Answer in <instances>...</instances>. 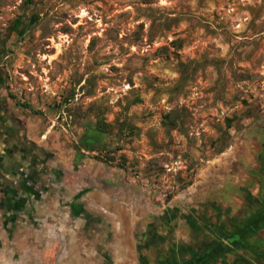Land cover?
Returning <instances> with one entry per match:
<instances>
[{"label": "rangeland", "instance_id": "1", "mask_svg": "<svg viewBox=\"0 0 264 264\" xmlns=\"http://www.w3.org/2000/svg\"><path fill=\"white\" fill-rule=\"evenodd\" d=\"M0 77V264H179L264 160V0H0Z\"/></svg>", "mask_w": 264, "mask_h": 264}, {"label": "crops", "instance_id": "2", "mask_svg": "<svg viewBox=\"0 0 264 264\" xmlns=\"http://www.w3.org/2000/svg\"><path fill=\"white\" fill-rule=\"evenodd\" d=\"M1 84H2V80L0 77V182L2 184L1 187L4 186L5 188H9L8 189L9 191L6 194H11V192H13V185L18 186V184H21L22 186H24L23 187L24 192L28 193L30 192V188L28 187L26 181L27 178L30 179L28 173L32 172L34 174L35 173L39 174L40 172H43V168L40 165L38 166L34 160L33 162L32 161L27 162V158H28L27 156L31 155L32 157L33 154H31L30 151H29L30 153H28L27 152L28 148L25 147L26 146L28 147V145L31 144L32 140L30 138H25L22 135L21 136H16V134L14 135L15 130L13 129V118H12L13 113L8 112L7 111L8 109L5 108V105H7V103L9 102H7V100H5V98H3L2 96L3 92H2ZM24 139L28 141V145L24 143L25 142ZM231 184L233 186L232 189H234L236 185L234 183ZM238 186L241 188V185ZM259 186L260 185L258 183H254V187H253V189L255 190L253 197L255 198L257 205H259V200H258ZM222 187L224 188L225 186ZM225 188L226 189L228 188V190H232L227 185ZM262 196L264 197V194ZM95 197L97 199V202L100 203L101 199L97 196ZM223 202L224 204L222 206H224L223 207L224 210L222 211V213L217 214L216 216L209 214L208 215L209 222L207 224H203L204 226L208 227V231L210 234H213V232L214 233L219 232L217 236L216 235L211 236L208 233L209 234L208 236L210 237L209 238L210 245L214 243L216 238L222 237L221 232H223V230L226 232L234 231L235 233L236 232L239 233L240 232L239 230H241L243 227L242 222L245 219L247 220V218H249L248 216L249 214L245 210V207L247 206L249 209L252 208L250 205V201L244 202L234 195L229 196V199L225 197L223 199ZM217 229L219 230L222 229V230L220 232ZM256 234L259 235L256 238L258 239L261 238V240L263 239L264 242V226L260 225L259 228L249 231L245 236H247L248 241H250ZM239 238H236V240H238L236 242L240 241ZM226 241L225 242L223 241V245L221 243L220 245L222 246V248H224L223 251L225 253L224 255L227 263H221L220 260H217L215 263H213L211 261H207L209 260L207 259L206 261H203V264H232L233 263L232 261L241 260L243 257H247L249 259L252 258V256L247 252L238 250V247H236L237 245H234L235 241L231 243L230 242L226 243ZM185 258H187V256Z\"/></svg>", "mask_w": 264, "mask_h": 264}, {"label": "flooded vegetation", "instance_id": "3", "mask_svg": "<svg viewBox=\"0 0 264 264\" xmlns=\"http://www.w3.org/2000/svg\"><path fill=\"white\" fill-rule=\"evenodd\" d=\"M13 129L18 127L16 122V118L13 116ZM3 124V122H2ZM15 131H14V135H15ZM16 136H20L19 134H16ZM19 138V137H18ZM20 140V139H19ZM24 143L26 145H28V141L24 139ZM25 145V146H26ZM262 149H263V153H264V143L261 145ZM27 148V146L25 147ZM29 151H31L30 148H28L27 152L30 153ZM32 154V152H31ZM27 162H30L33 160L35 162H38L37 157H35L34 155L31 157V155L27 156ZM31 157V158H30ZM30 158V159H29ZM261 163L255 167L252 168L251 171V176L254 178H250L248 184H243L241 185V188L238 187V189L240 191H244L245 193H243V197L240 198V196H242V194L236 196V194L231 193L233 191L232 189V184H228V187H230L232 190H228V188L226 189L225 187L222 188L221 190H219V192H222L220 194V196L224 199L225 197L229 199V196H236L237 198H239L240 200L247 202L250 201V205H251V209H249L247 206L245 207V210L247 211V213L249 214V218H247V220L245 219L242 222V231L239 230L240 232H226L223 230V232H221L222 229H217L221 232L222 234V239L221 238H216L214 243L210 245V241H209V231H208V227L203 226L206 230H207V234L202 236L203 238H205L204 240L201 241V243L199 241L194 242L197 246L195 247L192 243H185V242H178L176 243L175 249L173 250V255L172 258L175 259V261L179 264H203V261H211L213 263H215L217 260H220L221 263H227L226 259H225V253L223 251L224 248H222V246L220 245V243L223 245V241L227 243H231L233 241H235L234 245H237L236 247H238V250L240 251H245L248 254H250L252 256L251 259L247 258V257H243L241 260H236V261H232V264H264V242L263 239L261 240L256 238L259 235H255L250 241H248L247 236H245L249 231L253 230V229H257L261 226H264V197L262 196L264 194V160H263V156L261 157ZM41 165V164H40ZM254 183H258L259 189H258V197H259V205H257V202L255 200V198L253 197V194L255 192V190L253 189L254 187ZM250 184V186H249ZM249 186V187H248ZM236 188V187H235ZM234 188V190H235ZM224 189V190H223ZM254 190V191H253ZM231 191V192H230ZM231 194V195H230ZM254 198V199H253ZM223 199H217L215 201H213L211 203V205L209 206L210 208V212L211 215L213 214V216H216L217 214L222 213V211L224 210L223 208V204L224 202H222ZM257 205V206H255ZM207 221V222H206ZM208 221V216L206 218V220H204V224H207ZM257 227V228H256ZM209 233V234H208ZM219 233V232H218ZM218 233H214L210 234L211 236H217ZM245 233V234H244ZM240 234V235H239ZM225 236V237H224ZM240 237V238H239ZM236 238H239L240 241L236 242L238 240H236ZM175 251V252H174ZM187 256V258H185Z\"/></svg>", "mask_w": 264, "mask_h": 264}, {"label": "water", "instance_id": "4", "mask_svg": "<svg viewBox=\"0 0 264 264\" xmlns=\"http://www.w3.org/2000/svg\"><path fill=\"white\" fill-rule=\"evenodd\" d=\"M227 243V242H226Z\"/></svg>", "mask_w": 264, "mask_h": 264}]
</instances>
